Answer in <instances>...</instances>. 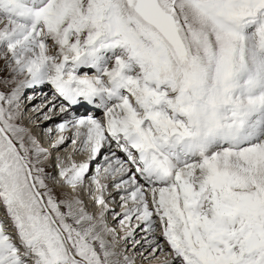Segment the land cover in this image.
Segmentation results:
<instances>
[{"label":"snow or ice","instance_id":"obj_1","mask_svg":"<svg viewBox=\"0 0 264 264\" xmlns=\"http://www.w3.org/2000/svg\"><path fill=\"white\" fill-rule=\"evenodd\" d=\"M0 22V264H135L105 239L109 211L124 240L151 234L145 260L264 264V0H0ZM44 88L32 111L60 118L52 147L71 126L89 151L64 183L103 158L96 216L57 198L20 122Z\"/></svg>","mask_w":264,"mask_h":264},{"label":"bare ground","instance_id":"obj_2","mask_svg":"<svg viewBox=\"0 0 264 264\" xmlns=\"http://www.w3.org/2000/svg\"><path fill=\"white\" fill-rule=\"evenodd\" d=\"M2 26H3V24H2ZM2 26H0V27H2ZM42 92H47V91H42ZM38 93V92H37ZM36 93V97H35V99H33V100H30L29 101V103H28V105L27 106H25V104H24V110H23V121L26 123H28V122H30V121H32V120H35V119H37V117H38V113H34L32 110H28V106H33L34 105V103L36 102V100H38V98H44L42 95H41V93H38L37 94ZM40 98V99H41ZM26 102V101H25ZM37 105V104H36ZM28 112L30 113L31 112V114L30 115H28ZM59 118V117H58ZM57 118V119H58ZM68 118V117H67ZM41 121H42V118L40 119ZM56 120V119H55ZM45 122V121H44ZM24 123V124H25ZM42 123L43 122H41V124L39 123V121H37V123H36V126L39 124V126L40 125H42ZM27 126V127H26ZM25 126V128H27L28 130H30V129H32L33 131H34V128L35 127H33L32 125H31V127L30 126H28V125H26ZM53 130H55V129H53ZM83 130H85V129H82L81 131H83ZM33 131H31L30 130V133L33 135V136H36L37 134L36 133H34ZM40 132V131H39ZM56 132V131H55ZM41 134H42V136H41ZM64 135H66V134H68L66 137H68V140H70V142L69 143H72V140L73 139H75V138H77V139H80L81 138V136H77V134H76V130L73 128V127H69L64 133H63ZM37 142L40 144V146L42 147V145L44 144V142H46L45 141V138H44V135H43V130H41V133H38V136H37ZM67 140V141H68ZM66 141V142H67ZM68 143V144H69ZM67 144H66V146H61L60 148H51V153H49V154H47V155H41L38 159H39V162H40V166H43L41 163H44L45 164V166H47L48 168H49V170H48V172H49V174L55 179V178H60L61 180H63L60 176H58L59 175V171H60V168L61 167H68V166H70V164L71 163H73V162H75V163H77V164H79V163H82V162H84L85 160H87L88 159V155H89V151H86V150H83V148L80 146V144L78 143V144H76V145H72L70 148H67ZM69 146H70V144H69ZM43 148H44V146H43ZM34 159H36V157H34ZM98 162V160L92 165V169H91V171L89 172V176L90 175H92V172L93 171H95L96 172V166H97V164H100V165H102V166H104L103 165V158L101 157L100 159H99V162ZM52 168H54V171H51V169ZM54 179H51V180H49V182H51V185L53 186V188H60V186H56V184L58 185L59 183H60V179H56V182H55V180ZM112 177H107V178H105L103 175L101 176V182L102 183H105V184H108V188L106 189V190H104V192H103V195L105 196V198H106V201H107V203H108V206H109V208H114L115 209V211L116 212H118L119 211V208H118V206H120L121 205V200L118 198V197H116V195L118 196V192H117V190L116 189H111V187L113 186V184H112ZM63 183H64V181H63ZM62 183V184H63ZM61 184V183H60ZM59 184V185H60ZM83 185V184H82ZM82 185H79V186H77V188H75V189H73V190H68V189H66L65 188V190L67 191V193L70 195V194H72V196H73V198H69V200H72V199H79V200H81V201H83V205H84V207H85V209L89 212V213H91V214H93L94 213V211L91 209V208H93V205H94V201L92 200V201H90L89 203H88V205H85V202L84 201H86L85 200V197H87L88 198V196H90V194H92L93 192H94V190H95V185L93 186V189H90L89 190V188H88V190H89V192H88V194H85V191H84V189L83 188H81V186ZM62 186V185H61ZM62 188V187H61ZM72 189V188H71ZM61 190H63V189H61ZM87 190V189H86ZM95 194L96 195H98L99 193H98V191L96 190V192H95ZM92 197H93V195H92ZM111 197H113L114 198V201L116 202V204H111V203H109L108 201L110 200V198ZM68 200V199H67ZM114 202V203H115ZM88 207V208H87ZM97 208H98V205H97ZM117 209V210H116ZM110 212L111 211H109V212H106L105 213V221H107V220H110V221H108V223H109V225H108V227L109 228H114L115 230H116V235L115 236H113L112 234H109V235H106L105 236V239H107L108 241H115V243H116V250L119 252V251H123V250H121V248H124L125 249V251H127L126 249L127 248H125V247H129V244H130V242H128V240H124L123 239V237L126 235V232H127V228H124V227H122L121 226V224L119 223V220L118 219H116V218H110ZM97 214H98V212H97ZM110 215V216H109ZM112 217H113V215H112ZM120 224V225H119ZM120 226V229H118L117 227H119ZM118 229V230H117ZM139 229H136L135 230V232H134V234L135 233H138V234H143V232H141V233H139V231H138ZM110 235H111V237H110ZM151 235V234H150ZM149 235V236H150ZM122 237V240L123 241H120V239H118L119 237ZM135 236V235H134ZM146 236V235H145ZM157 236V238L159 237L158 235H156ZM143 240H144V238L141 240V245H137V246H135L133 249H132V254L133 255H131L133 258H134V261H135V264H144V263H141L140 261H142L143 260V258L142 257H140V255H137L138 253L136 252L138 249H140V246L141 247H147V246H145V245H143ZM124 242V243H123ZM132 245L134 244L133 242L131 243ZM131 250V249H130ZM166 250H168L167 248H166ZM135 252V253H134ZM129 254V253H128ZM161 254V253H160ZM130 256V255H129ZM137 258H140V260H138ZM165 258V257H164ZM162 259V258H161ZM145 260V259H144ZM146 261V260H145ZM161 260H159V261H157V262H155V264H158L159 262H160Z\"/></svg>","mask_w":264,"mask_h":264},{"label":"rangeland","instance_id":"obj_3","mask_svg":"<svg viewBox=\"0 0 264 264\" xmlns=\"http://www.w3.org/2000/svg\"><path fill=\"white\" fill-rule=\"evenodd\" d=\"M3 62L2 61H0V64H2ZM41 98V97H40ZM38 98V100H36V102L34 103V105L33 106H39V105H41V104H43L44 103V98ZM26 100H25V98L22 100V110H24V104H25V106H27L28 105V103H29V101H27V102H25ZM37 104V105H36ZM33 106H28V110L30 109V110H32L33 109ZM31 114V112L29 113L28 112V115H30ZM42 118V121L40 120ZM37 121H39V123L41 124V122H43L42 123V125H40L39 126V124L36 126V123H37ZM21 123H22V125L25 127L26 125H28V126H30L31 127V125L33 126V127H35L34 128V131L32 130V129H30L31 131H33L34 133H36L37 135L36 136H34L36 139H37V136H38V133H41V130H43V135H44V138H45V141L46 142H44V144L42 145V147L44 146V148L45 149H47V154H49V153H51V148H52V145H53V143L56 141V139L58 138V134H56V128H55V124L58 122V119H56V120H53V121H45L44 122V119H43V116L42 115H38V117H37V119H35V120H32V121H30V122H24L23 121V117H22V120L20 121ZM25 123V124H24ZM27 127V126H26ZM49 128H51L52 129V131H51V134H49V132H48V129ZM53 129H55V130H53ZM40 131V132H39ZM41 136H42V134H41ZM70 142V140H68L67 142H65V144H63V145H61V146H66V144L68 145L67 146V148H70V146H72L73 145V143H69ZM70 144V146H69V144ZM60 146V147H61ZM59 147V148H60ZM47 154H43L44 156L45 155H47ZM42 155V156H43ZM98 162H99V160H98ZM97 162V163H98ZM43 166H41V167H44L45 168V171L47 172V173H49L48 172V170H49V168L47 167V166H45V164L44 163H41ZM71 165V164H70ZM51 171H54V168H52L51 169ZM59 176V175H58ZM56 179H60V178H55L54 180H55V182H56ZM60 181V185L58 184H56V186H60V188L58 187V188H53V186L51 185V182H49L48 181V183H49V185H50V187H52L53 189H54V192H55V195L57 196V198L58 199H61V200H69V198H73V196H72V194H68L67 193V191L65 190V188L66 189H68V190H73V187L71 186V185H68V184H66V183H63V180H59ZM63 183V184H62ZM62 185V186H61ZM62 187V188H61ZM72 188V189H71ZM114 188V185L111 187V189H113ZM61 189H63V190H61ZM95 192H96V189L94 190V192L92 193V194H90V196H88V198L87 197H85V200L86 201H84L85 202V205H88V203L90 202V201H94V198H95V196H96V194H95ZM88 194V193H87ZM92 195H93V197H92ZM116 197H118L119 199H120V196H119V194H118V196L116 195ZM109 203H111V204H116V202L114 201V198L113 197H111L110 198V200L108 201ZM115 202V203H114ZM88 208V207H87ZM118 208H120V206H118ZM93 211H94V213H93V215L94 216H96L97 215V212H99V209H100V206L98 205V208H97V204H95L94 203V205H93V208H91ZM63 210L64 211H67V206L65 205L64 206V208H63ZM117 210V209H116ZM111 215V216H110ZM110 218L112 219L113 217H114V213L113 212H110ZM112 215H113V217H112ZM108 221H110V220H107L106 221V223H107V225H109V223H108ZM118 229H120V226L119 227H117ZM117 229V230H118ZM135 236H134V239H132V238H130V239H128V242H130V244H129V247H125V248H127L126 250V254L127 255H133L132 253V249L134 248V244L132 245L131 243L133 242H135L136 240H139V241H141L143 238H144V236H142L141 234H138V233H135L134 234ZM110 237H111V235H110ZM119 237V236H118ZM118 239H120V241H123L122 240V237H119ZM124 243V242H123ZM141 245V244H140ZM143 245H145V246H147V243L145 242V240H143ZM131 249V250H130ZM121 250H123V251H125V249L124 248H121ZM151 251V249H149V248H147V247H141L140 246V249H138L136 252L138 253L137 255H140V253L141 252H145V254H147V252H150ZM129 253V254H128ZM135 253V252H134ZM140 257H141V255H140ZM164 257H166L165 256V253H161V254H159L157 257H156V259H147L146 261L143 259L142 261H140L141 263H144V264H155V262H157V261H159V260H161L158 264H162V262L164 261ZM162 258V259H161ZM138 260H140V258H137Z\"/></svg>","mask_w":264,"mask_h":264}]
</instances>
